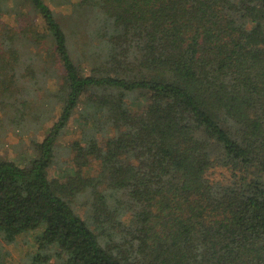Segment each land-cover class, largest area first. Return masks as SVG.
I'll use <instances>...</instances> for the list:
<instances>
[{
    "label": "trees",
    "instance_id": "obj_1",
    "mask_svg": "<svg viewBox=\"0 0 264 264\" xmlns=\"http://www.w3.org/2000/svg\"><path fill=\"white\" fill-rule=\"evenodd\" d=\"M0 111L32 264H264V0H0Z\"/></svg>",
    "mask_w": 264,
    "mask_h": 264
},
{
    "label": "rangeland",
    "instance_id": "obj_2",
    "mask_svg": "<svg viewBox=\"0 0 264 264\" xmlns=\"http://www.w3.org/2000/svg\"><path fill=\"white\" fill-rule=\"evenodd\" d=\"M51 86L53 87L54 84L52 83ZM59 113V109L55 111V116H57ZM1 114V111H0ZM53 118L52 120H54ZM51 121L47 122L43 128H41L38 132V138L41 140L43 139L45 132L50 125ZM33 131L29 133V135H32ZM20 136L16 130H11L9 131L5 137L0 139V154L5 155L8 157L15 158V160L20 161L18 157V147L16 148L15 146L19 145L20 141ZM77 136V131L76 128L73 126L68 133L63 136L62 140L60 141V144L62 146H68L73 142L75 137ZM26 141H29V136H24ZM22 146V145H21ZM20 149V148H19ZM63 155L64 159L70 160V156H68L66 153ZM97 165H95L90 172L92 173L97 172ZM225 174L227 175L228 172L223 170ZM223 172L217 171L218 176H226L223 174ZM56 168L51 167L50 168V175L52 177L56 176ZM35 235L36 232H29V233H24L19 236L17 242L15 243H8L6 242L2 236L0 235V264H32L31 259H29V256L34 252L35 250Z\"/></svg>",
    "mask_w": 264,
    "mask_h": 264
}]
</instances>
